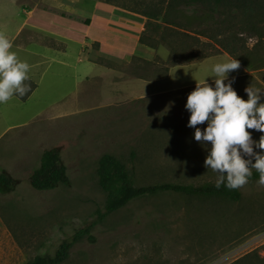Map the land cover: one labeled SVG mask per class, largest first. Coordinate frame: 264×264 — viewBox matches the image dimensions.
<instances>
[{"label":"rangeland","instance_id":"rangeland-1","mask_svg":"<svg viewBox=\"0 0 264 264\" xmlns=\"http://www.w3.org/2000/svg\"><path fill=\"white\" fill-rule=\"evenodd\" d=\"M113 1L133 7L138 0ZM97 2L104 3L0 0V33L11 41L10 51L29 65L39 64L42 73L39 89L29 101L0 106V133L13 127L0 136V172L5 170L17 181L13 190L0 192V264H27L38 254L52 253L94 221L106 199L96 176L105 154L122 159L136 185L217 179L203 166L207 149L186 126L190 114L184 105L205 77L212 83L214 78L207 77L213 75L212 65L232 58L201 38L212 46L210 56L170 67L161 81L150 82L164 75L168 66L167 59L159 57L151 63L133 59L132 64L119 66L117 74H101L100 66L78 61L80 51L82 59L90 55L89 60L113 71L115 63L99 55L96 43L85 49L75 41L85 33L83 23L91 15L87 8ZM216 21L223 24L220 36L227 47L251 48L257 42L241 27L244 12L235 17L221 12ZM63 25L74 41L60 37ZM99 27L100 19L91 33ZM146 35L158 40L151 30ZM110 45L123 51L133 48L129 40H113ZM185 54L207 53L194 46ZM228 75L235 77L232 87L243 99L250 84L264 88V70L240 65ZM143 81L150 82L151 95H165L135 101L129 91L119 89ZM24 83L29 86L26 96L34 85ZM197 127L203 130L206 123ZM249 131L256 141L262 135ZM51 148L61 152L69 185L36 191L29 176ZM257 181L239 188L238 202L170 192L134 199L90 228L62 264H264V186Z\"/></svg>","mask_w":264,"mask_h":264},{"label":"trees","instance_id":"trees-1","mask_svg":"<svg viewBox=\"0 0 264 264\" xmlns=\"http://www.w3.org/2000/svg\"><path fill=\"white\" fill-rule=\"evenodd\" d=\"M103 2L147 19L139 43L153 49L165 46L168 50V66L160 78L166 77L170 67L209 57V49H211L209 47L212 46H209L207 42L216 43L232 59H237L245 69L264 70V0H138L133 7L126 3L116 4L113 0H103ZM239 11L244 12L245 22L241 24V27L250 38H256L257 42L251 48L243 46L236 50L222 43L220 33L223 24L218 23L216 18L221 15V12L235 17ZM147 30L154 32L158 40L147 36ZM201 38L206 39L207 42H202ZM188 39H191L192 43H188L186 41ZM96 45L99 47L97 43ZM194 46L202 48L207 54L186 56L185 53L192 50ZM96 176L106 199L102 209L94 215V221L62 241L52 250V253L38 254L27 264H62L69 257L72 245L88 233L90 228L134 199L166 192L182 194L198 200L220 199L238 202L241 199L239 188L229 190L221 184V187L217 189L216 181L195 184L136 185L125 162L110 154H105L99 159ZM256 180H259V173L253 169L248 182ZM28 182L32 189L40 192L69 185L67 169L58 148H51L42 153L39 166L32 171ZM16 184L17 181L5 170L0 172L1 193L13 190Z\"/></svg>","mask_w":264,"mask_h":264},{"label":"clouds","instance_id":"clouds-1","mask_svg":"<svg viewBox=\"0 0 264 264\" xmlns=\"http://www.w3.org/2000/svg\"><path fill=\"white\" fill-rule=\"evenodd\" d=\"M12 43L0 33V104L12 96L23 97L29 86L30 65L10 51ZM240 68L237 59L216 63L211 67V84L205 78L186 98L189 112L187 127L194 129L193 138L207 149L203 166L217 174L215 187L221 184L235 190L248 183L254 169L258 184L264 186V88L251 84L244 88L247 99L237 95L232 87L235 77L229 73ZM206 123L201 130L198 125ZM253 130L262 133L252 138Z\"/></svg>","mask_w":264,"mask_h":264},{"label":"crops","instance_id":"crops-1","mask_svg":"<svg viewBox=\"0 0 264 264\" xmlns=\"http://www.w3.org/2000/svg\"><path fill=\"white\" fill-rule=\"evenodd\" d=\"M87 11H90L91 15L89 18H85L87 23H83L85 25L84 27L85 33L81 38L78 37V39H81V41L78 39L75 40L76 43H78L83 48H85V45H87L88 46L87 48H89L90 44L97 43L99 45L98 47L99 55L111 59L112 62L115 63V65L117 66V67L115 66L117 70L114 71L113 69L110 70L106 66L95 63L92 60H89L88 58H90V55L88 56L87 59L86 58L82 59V57H80L81 51H80V55H78L79 62L85 60L88 63H92L100 66L102 68L101 74H107L110 72L111 73L116 72L117 74V72H119L118 70L119 66H121L123 63H127L125 65H130L132 64L133 59L139 60L141 62H152L156 57H159L161 59H167L168 52L165 48L158 47L157 49H153L139 43V38L144 32L145 24L147 22V19L145 17L101 2H97L90 5L87 8ZM99 19H100V27L98 32L91 33L93 27H95L96 25V21ZM63 28H64L62 29L63 33L60 35V37L65 38L69 41H74L73 39L68 37L69 34L67 31V26L63 25ZM113 40H116L117 42H119L120 40H129L133 43V48L129 51H123L118 46L110 45V43ZM88 50L90 49H87L86 51ZM38 67L39 64L30 65V70L28 72V77H29L28 81H30L34 85V87H32L31 91H29V93L26 96H23L25 97V99H22V97H19L18 95L14 94L8 102L4 104H0V106L7 105L9 103H15L16 106H19L25 104L33 97V95L39 89V82L42 76L41 70L38 69ZM163 79L165 78H157L150 82L161 81ZM150 82L149 81L137 82L130 85L120 86L119 89L121 90L125 89L129 91V95L130 96L132 95L133 96L132 100L135 101L147 99L148 97H152V96L165 95L163 92L155 95H151L150 93H148L149 90L148 86ZM11 128L13 127L8 126L4 128L1 131L0 136ZM16 128H18V126H16Z\"/></svg>","mask_w":264,"mask_h":264}]
</instances>
